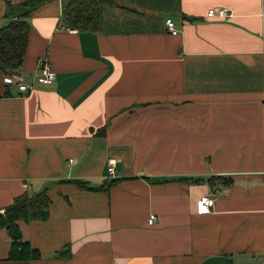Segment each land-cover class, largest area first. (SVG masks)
Returning <instances> with one entry per match:
<instances>
[{
  "label": "crops",
  "instance_id": "crops-1",
  "mask_svg": "<svg viewBox=\"0 0 264 264\" xmlns=\"http://www.w3.org/2000/svg\"><path fill=\"white\" fill-rule=\"evenodd\" d=\"M29 1L20 81L56 79L21 94L0 68V213L50 205L18 222L39 258L2 229L0 264H264V0H100L97 33L60 26L68 0H0V29Z\"/></svg>",
  "mask_w": 264,
  "mask_h": 264
},
{
  "label": "trees",
  "instance_id": "trees-1",
  "mask_svg": "<svg viewBox=\"0 0 264 264\" xmlns=\"http://www.w3.org/2000/svg\"><path fill=\"white\" fill-rule=\"evenodd\" d=\"M39 1H29L21 5H10L7 18L10 23L0 29V68L6 76H20L30 35L27 18ZM100 0H68L62 8L60 26L79 33H97L101 30ZM117 180L106 181L105 187ZM83 190H95L87 182H76ZM50 200L46 191L36 195L25 194L16 198L4 213H0V230H7L12 239L9 259L12 261L38 259L36 250L23 241L19 221H45L48 217ZM68 253V252H66ZM66 255V254H65Z\"/></svg>",
  "mask_w": 264,
  "mask_h": 264
},
{
  "label": "built area",
  "instance_id": "built-area-1",
  "mask_svg": "<svg viewBox=\"0 0 264 264\" xmlns=\"http://www.w3.org/2000/svg\"><path fill=\"white\" fill-rule=\"evenodd\" d=\"M207 17L210 18H227L229 17V14L225 9L222 8H215V9H210L207 12ZM65 29V28H64ZM165 29L169 35H178L179 30L177 29L176 24L174 21L170 18H167L165 20ZM69 30L70 29H66ZM56 79V73L52 71V69L49 67V65L46 62H43L39 69L36 71L33 80L30 84H24L20 81V76H7L5 78V83L7 85H14L16 84L19 91L21 94H28L31 92V90L34 88L36 85H41V86H49L54 83ZM107 174L108 177H114V168H115V162L112 160L108 161L107 165ZM212 210V200L211 197L209 196H203L201 197L198 202H197V213L198 214H209ZM155 221L154 215L150 216L148 219V224L152 225Z\"/></svg>",
  "mask_w": 264,
  "mask_h": 264
}]
</instances>
